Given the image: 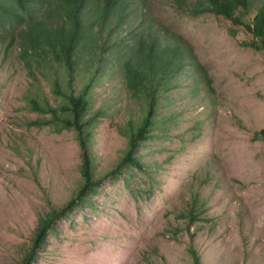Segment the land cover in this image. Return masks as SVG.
Instances as JSON below:
<instances>
[{"label":"rangeland","instance_id":"obj_1","mask_svg":"<svg viewBox=\"0 0 264 264\" xmlns=\"http://www.w3.org/2000/svg\"><path fill=\"white\" fill-rule=\"evenodd\" d=\"M145 5L156 33L166 29L194 60L170 89V103L157 110L169 129L141 144L144 170L109 174L91 206L56 220L33 264H193L190 246L201 264H264V141L254 136L264 128V49L243 45L251 34L240 26L232 35L230 22L213 13L190 15L170 0ZM120 29L125 38L127 29ZM3 31L0 26V264H20L38 214L63 206L82 180L80 149L73 129L28 125L41 117L26 104L34 85L19 48L4 54ZM82 74V81L93 80L87 117L95 118L91 149L103 175L126 148L119 129L138 122L144 102L125 90L118 64L102 62ZM194 86L200 89L191 96ZM50 89L40 82L54 102ZM191 209L194 220L181 216Z\"/></svg>","mask_w":264,"mask_h":264},{"label":"trees","instance_id":"obj_2","mask_svg":"<svg viewBox=\"0 0 264 264\" xmlns=\"http://www.w3.org/2000/svg\"><path fill=\"white\" fill-rule=\"evenodd\" d=\"M170 1L177 10L190 15L210 12L227 19L232 35L242 26L251 34L252 40L241 43L256 50L264 49V0ZM253 7L256 10L250 14ZM130 14L133 18L128 19ZM152 22L145 0H0L4 54H8L13 45L19 48L20 59L34 85L26 97V104L31 111L41 115L28 125H50L56 132L73 129L80 149L82 180L63 206L38 214L30 245L20 264L34 263L49 232L54 230L56 220L75 207L91 206L92 195L97 194L99 185L109 174L122 172V168L144 170L139 155L141 144L169 129L166 118L157 119V110L164 101L170 103L167 99L170 89L179 84L180 76L187 73L184 67L194 60L186 45L174 39L166 29L161 34L156 33L159 26L154 27ZM120 28L127 29L125 38ZM116 33L118 35L113 39ZM95 62L96 67L92 68L91 64ZM102 62L107 66L118 64L124 76L125 90L132 99L143 100L144 110L138 122L130 120L122 125L125 130L119 129L127 138L126 148L111 171L98 175L96 156L91 149L95 118L87 117L92 106L93 80L82 81L85 76L82 73L96 71ZM194 67L210 89L209 78L200 73L201 66L194 62ZM41 81L50 83L54 102L39 90ZM199 89L200 86H194L191 96ZM254 136L264 141V128L256 131ZM189 204L195 207L196 200ZM181 216L192 221L196 215L191 209L188 213L182 212ZM188 251L193 264H201L196 249L190 246Z\"/></svg>","mask_w":264,"mask_h":264}]
</instances>
